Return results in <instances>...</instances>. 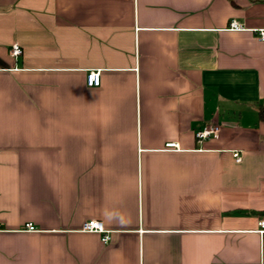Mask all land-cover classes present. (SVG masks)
<instances>
[{
  "label": "crops",
  "instance_id": "crops-1",
  "mask_svg": "<svg viewBox=\"0 0 264 264\" xmlns=\"http://www.w3.org/2000/svg\"><path fill=\"white\" fill-rule=\"evenodd\" d=\"M261 29L264 0H0V264H264Z\"/></svg>",
  "mask_w": 264,
  "mask_h": 264
},
{
  "label": "built area",
  "instance_id": "built-area-1",
  "mask_svg": "<svg viewBox=\"0 0 264 264\" xmlns=\"http://www.w3.org/2000/svg\"><path fill=\"white\" fill-rule=\"evenodd\" d=\"M230 27H231V29H234V30L242 29V27L236 22H232L230 24ZM259 34H260V38L262 40H264V29H261ZM22 54H23L22 46L18 43H14L11 47V55L15 58H18ZM86 81H87V85L89 87L99 86L101 83V72H100V70L89 71L87 73V76H86ZM218 132H219V128L217 126L210 128V129L205 128V129L197 132V138H198L199 142H201L204 139L209 138L211 135L217 136ZM166 146L167 147H175V148L179 147L178 143H175V142L168 143V144H166ZM236 157L238 160H241V156L238 153H236ZM259 227H260V232L264 233V217H262L261 220L259 221ZM26 229L28 231L37 230L36 226L33 223H27ZM82 230L86 231V232H94V233L102 234V241L103 242H108L111 238L109 233L105 229L103 222L100 220H97V219H90V220L86 221L83 224Z\"/></svg>",
  "mask_w": 264,
  "mask_h": 264
},
{
  "label": "trees",
  "instance_id": "trees-1",
  "mask_svg": "<svg viewBox=\"0 0 264 264\" xmlns=\"http://www.w3.org/2000/svg\"><path fill=\"white\" fill-rule=\"evenodd\" d=\"M260 114L261 118L264 120V106L261 107Z\"/></svg>",
  "mask_w": 264,
  "mask_h": 264
}]
</instances>
